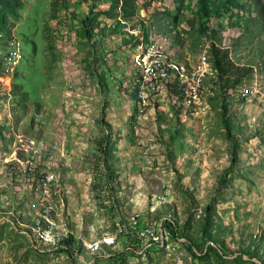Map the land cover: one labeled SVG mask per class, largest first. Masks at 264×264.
<instances>
[{"label":"rangeland","instance_id":"374dc122","mask_svg":"<svg viewBox=\"0 0 264 264\" xmlns=\"http://www.w3.org/2000/svg\"><path fill=\"white\" fill-rule=\"evenodd\" d=\"M111 6L0 5V264H264V0L209 17L200 0H136L128 21ZM161 47L180 75L143 87L139 56ZM18 51L9 72L1 52ZM118 219L145 238L175 228L182 259ZM207 243L219 255L190 248Z\"/></svg>","mask_w":264,"mask_h":264},{"label":"bare ground","instance_id":"6f19581e","mask_svg":"<svg viewBox=\"0 0 264 264\" xmlns=\"http://www.w3.org/2000/svg\"><path fill=\"white\" fill-rule=\"evenodd\" d=\"M152 43V42H151ZM149 45V44H148ZM144 46L143 43H141L140 45H138L139 48H142ZM137 47V50L139 49ZM158 48V47H157ZM157 48H154L150 53H147V54H144V55H141L139 56V59H138V63H139V66L141 68V79H142V82H143V87L144 86H147L148 87L150 85H157L159 83V81H163L164 83H167L170 79V76H176V75H180V70H179V67L174 65V64H169L168 61H163L161 60L162 58V54H163V51H162V47L160 49H157ZM147 52V50H146ZM17 54V53H16ZM1 55H2V52H1ZM16 56V55H15ZM14 56V57H15ZM13 57V58H14ZM12 58V59H13ZM146 60H147V64H146V67L144 69L143 65H145L146 63ZM140 61V62H139ZM14 66V65H13ZM9 69V68H8ZM13 69V68H12ZM7 72H5L6 74ZM140 79V80H141ZM159 81H158V80ZM175 80V79H174ZM140 85V84H139ZM141 86V87H142ZM151 87V86H150ZM160 89V87H159ZM143 92L141 94V98L142 99H146L144 97L143 94L144 93V88L142 89ZM152 91V90H151ZM152 94V92H151ZM141 99V100H142ZM132 226V225H131ZM132 229L133 230H136V227L135 226H132ZM151 229V228H150ZM155 230V229H154ZM157 230V229H156ZM163 230V229H162ZM142 231V230H141ZM152 231V230H151ZM161 231V230H160ZM155 232V231H154ZM162 232V231H161ZM155 234V233H154ZM162 234V233H161ZM142 236H145L143 233L141 234ZM155 236V235H154ZM173 237V234L172 235H169V240L167 241V251L169 252V255H172L174 256L176 259H182V254L181 253H176L178 251V249H176L171 243H170V239ZM148 237V236H147ZM101 244L102 242L99 240V241H96V242H93L91 244V249L93 251H96V250H99L101 249ZM161 243H159L160 245ZM170 246V247H169ZM172 247V248H171ZM170 249H172V251H169ZM180 262V261H179Z\"/></svg>","mask_w":264,"mask_h":264},{"label":"trees","instance_id":"16d2710c","mask_svg":"<svg viewBox=\"0 0 264 264\" xmlns=\"http://www.w3.org/2000/svg\"><path fill=\"white\" fill-rule=\"evenodd\" d=\"M214 1L216 0H200L201 9L205 16L209 17L211 15L213 11L212 4L214 3ZM225 1L231 6H234V7L240 6V0H225ZM135 4H136V0H112V6L110 8V11L112 12V15L114 16L115 10L119 8L122 13V17L126 21H128V20H131L135 16V7H136ZM0 5L2 6L3 12H13L22 7L23 0H0ZM96 20L97 18H95L93 22H96ZM93 22L91 25V32H93L94 29L98 27V26H95ZM216 51H218L216 48V45H212L211 52H214L216 53V55H218ZM217 67L219 70H224V67L222 66L220 61H218ZM100 147H102V145ZM100 149H102V153H103L104 148L102 147ZM66 243H67V247L65 250L72 254L73 253L72 251L75 249L76 244H77L73 235L71 236L69 240H66ZM212 252L219 255L218 254L219 252L217 251L216 247L212 245L208 246L207 250L203 253V255L207 256L208 253L211 254Z\"/></svg>","mask_w":264,"mask_h":264},{"label":"built area","instance_id":"2783aa9c","mask_svg":"<svg viewBox=\"0 0 264 264\" xmlns=\"http://www.w3.org/2000/svg\"><path fill=\"white\" fill-rule=\"evenodd\" d=\"M2 58L4 59V62L9 66V72H11L12 65H14L15 62H19L20 61V52L18 51L16 56L13 59L5 58L3 56V52H2ZM146 64H147V60H146L145 65H143L144 69L146 67ZM49 181H52V178L49 177ZM47 192H48V190H47ZM44 203H45V205L49 206L50 212H54L55 211L56 208H55L54 203H53L52 200H51V202H44ZM142 226L147 227V228L151 227L150 225H142ZM46 227L47 226H45V228ZM118 234L126 235V237L129 238V241H141V247H152V248H154L156 246V244L164 243V242L168 241L169 240V235L179 234V233H178V231L175 228H172L170 226L165 225V227L163 228V233L160 236H154L153 238H145V236H137L136 234H134L132 227H127L125 225H122L120 220L118 219ZM179 236H180V234H179ZM114 240L112 241L111 244L114 243ZM91 241L94 242L95 239H92ZM209 245L210 244L207 243L204 248H202V247L200 248V247H197L195 245H191L190 248L194 250V255L202 256V250L203 249H207ZM128 248L132 249L131 245H128ZM65 249L66 248H57L55 250H62V251L67 252ZM132 250L137 255V250H139V249H132Z\"/></svg>","mask_w":264,"mask_h":264}]
</instances>
